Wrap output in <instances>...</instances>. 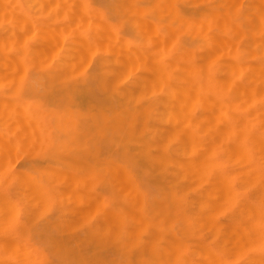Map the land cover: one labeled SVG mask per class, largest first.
<instances>
[{"label":"bare ground","instance_id":"6f19581e","mask_svg":"<svg viewBox=\"0 0 264 264\" xmlns=\"http://www.w3.org/2000/svg\"><path fill=\"white\" fill-rule=\"evenodd\" d=\"M247 145L264 160V0H0V264L50 260L15 231L23 197L5 175L27 206L69 203L66 234L49 240L69 264H264V171L253 181L255 164L226 149L254 163ZM218 148L242 170L223 169ZM29 150L45 164L12 170ZM193 177L212 183L198 219ZM234 178L258 182L259 202ZM195 218L216 242L195 249Z\"/></svg>","mask_w":264,"mask_h":264},{"label":"rangeland","instance_id":"374dc122","mask_svg":"<svg viewBox=\"0 0 264 264\" xmlns=\"http://www.w3.org/2000/svg\"><path fill=\"white\" fill-rule=\"evenodd\" d=\"M43 97V95H34V96H32L31 97V99L33 100V101H38L40 98H42ZM25 146V145H24ZM210 146H212V147H210ZM208 148H209V150H208V153L206 154V156L209 154V155H211V153H214L212 150L214 149V147H218V145L216 146V145H210ZM214 146V147H213ZM248 146V150H249V152L251 153V157H252V159H253V162L254 163H252V160L250 161L249 159H247V161H244V159L246 160V158H244L243 159V157H244V150H243V152H242V148H243V146H241L242 148H236V149H238V150H240L239 152L240 153H237V155H236V153L235 152H238V150H236V149H232V148H226L227 149V151L229 152L230 150H232L233 151V154H234V156H238L239 154V157H237L238 159L241 157V154L243 155V157H242V159H241V161L243 160V162H245V164L244 165H242V166H245V168L243 167V170L244 169H247L245 172H247L248 171V168H250V169H252V167L254 166V164H255V168L253 167V169L252 170H250V171H254L253 172V174L251 173V176L253 177V181H255L254 180V176H256L259 172H258V170H261V171H264V170H262V169H264V168H262L261 169V166L263 165L264 166V160L263 161H261L262 159L259 157L260 155L258 154L259 152L256 150V147L255 146H253V145H247ZM21 147V146H20ZM221 147H223V148H225L224 146H221ZM245 147V146H244ZM26 148H28V147H26ZM25 148V149H26ZM31 148V147H30ZM207 148V149H208ZM259 148V147H258ZM32 149V148H31ZM210 149H212L211 150V152L209 153V151H210ZM219 149V148H218ZM230 149V150H229ZM243 149H245V148H243ZM263 148L262 147H260V150L261 151H263L262 150ZM14 150V149H13ZM12 150V151H13ZM16 152H18V150H20V148H16ZM22 150V149H21ZM24 151H26V150H24ZM29 151H31V150H29ZM28 151V152H29ZM232 151H230L231 152V155L233 156V154H232ZM247 151V150H246ZM260 151V152H261ZM34 152V150H32L30 153H28V156H24L25 155V153H23V154H21V156H20V158H17L16 159V157L15 156H17V154L19 153H21V152H18V153H16V155L13 153V154H11L12 156H14V158L11 156V158H13V159H11V158H9L10 159V161L11 160H14V163H11V162H13V161H11V162H9V164L11 163V164H13L10 168L12 169V170H19V169H25V170H30L31 168H34L35 166H41V165H43V164H45V159H46V157H42V156H37V154L35 153L34 155L32 154ZM215 152H216V150H215ZM248 152V151H247ZM10 153V152H9ZM223 153H224V150L223 149H221V152H220V149L216 152V155H215V158L216 157H218L217 158V160L218 159H220V161H222L223 160V162H221V163H224V165H222V167H223V169L226 167L227 169H229L228 171H230V168H231V171H233V170H235V169H233V168H235V166L237 167L238 166V161H240V160H236V161H234L235 159H236V157L234 158V160H233V158H232V156H230V159L231 160H233V162L232 161H230L229 162V160L227 159L228 157H229V155H230V153H228V155H227V152L226 153H224L225 155H223ZM246 153V152H245ZM249 153V154H250ZM262 153V152H261ZM260 153V154H261ZM19 154H18V156H19ZM30 154V155H29ZM215 154V153H214ZM218 154V155H217ZM249 154H245L247 157H248V155ZM264 154V153H263ZM26 155H27V152H26ZM17 156V157H18ZM212 156V155H211ZM211 156H210V159H211ZM261 156H263L264 157V155H262L261 154ZM208 157V156H207ZM207 157H205L206 159H205V161H204V165H203V167L205 168V166L206 165H209V166H212V168H213V165L214 164H216L215 162H216V159L214 158V157H212V159H211V161H209L210 159H208ZM227 157V158H226ZM250 157V156H249ZM250 157V158H251ZM262 157V158H263ZM16 159V160H15ZM215 160V162H213L214 160ZM259 159V160H258ZM261 159V160H260ZM248 160L252 163L251 165H249V164H247L248 163ZM254 160H257V163L259 164H261V166H260V164H259V166H258V164L257 163H255L256 161H254ZM209 161V162H208ZM207 162V163H206ZM212 162V163H211ZM243 162H241L240 164H243ZM218 163H220V162H217V164ZM233 163H236V164H233ZM8 164V165H9ZM219 165L220 164H218V166L216 167V169L217 170H221V167H219ZM232 165V166H231ZM251 166V167H249V166ZM221 166V165H220ZM241 166V165H240ZM240 166H238L237 168H236V170H238V168H239V170H242V167L240 168ZM9 167V166H8ZM215 167V166H214ZM220 169H219V168ZM248 167V168H247ZM258 167V170H256V168ZM260 167V168H259ZM203 168V173H204V171H205V169ZM211 169V168H210ZM210 169L208 168V166H207V170H208V174L207 175H209L210 176V173H211V176H210V178L214 175H212V172L214 171V170H212L211 172H209L210 171ZM214 169V168H213ZM226 169V170H227ZM238 170V171H239ZM198 171V170H197ZM196 171V172H197ZM255 171H257L258 173L256 174L255 173ZM207 172V171H206ZM234 172L236 173L237 171H233V173H232V175H234ZM249 172V171H248ZM199 174H200V172H198ZM198 173L197 174H195L196 176L198 175ZM202 173V172H201ZM214 173V172H213ZM242 173H244V171H242ZM241 173V174H242ZM250 173V172H249ZM248 173V174H249ZM241 174H239V175H237L236 177H238V178H241V177H239V176H241ZM247 174V173H246ZM194 175V176H195ZM205 176H206V174H204ZM236 175V174H235ZM250 175V174H249ZM201 174H200V176H198L200 179L199 180H201ZM209 176H207V178L209 177ZM244 178H246V176H245V173H244ZM258 176H260V175H258ZM9 179V181L7 180V178ZM198 177L196 178V177H193V183L192 184H194L195 182L194 181H196L197 179H198ZM204 177V176H203ZM202 177V178H203ZM247 177H248V179L250 180V176H248L247 175ZM6 178V179H5ZM194 178H195V180H194ZM206 177H204V179H207ZM212 178H214V176L212 177ZM211 178V181L209 180L208 182H212L213 181V179ZM237 178V179H238ZM256 179H258V177H255ZM209 179V178H208ZM235 179V181H234V183H235V186L237 187V189L240 191V189L243 191V192H241V193H245V195H246V197L248 196V198H246V199H250V198H252V199H255V197H256V193H258L257 194V196H259V194L261 193L260 192V190L259 189H257V188H260V184L258 183V182H256L255 183V187H254V185L252 184V182L250 183V181H249V185H253V187L252 188H250L251 186H249V185H246V184H244V183H242V184H244V186L245 187H242V186H240V181H237V179L236 178H234ZM243 179V178H242ZM247 179V178H246ZM247 179V180H248ZM4 180H6V181H4ZM4 180H2V184H4V185H6L7 186V188L9 189V192L15 197V198H17V199H20V197H19V195H21L22 197H23V201H21V200H19V202L18 203H20L19 204V209H20V211H19V217L17 216V221L15 222V224H14V226L16 227L15 229V231H18V232H24V233H27V235H28V238L30 239V241H31V243L39 250V251H41V252H43V253H46V254H48V256L50 257V260L49 261H47V262H45L44 264H69L70 262H71V260H69L68 258H59V256H56V255H54L53 254V246L49 243V240H50V238H52V237H60V236H64L65 234H66V231H65V229L63 230L62 228L64 227V226H66L65 224L67 223V220L65 221V219L66 218H63V214L61 213L60 214V212H58L59 211V209H62V208H65V206H66V204H69L68 202L66 203V202H64V204H62V205H60L59 203H56L55 205H54V203L53 202H49V207H47L46 209L47 210H43L42 211V207H44V205H47V204H42V207H41V204H39V205H34V206H31V204H29L28 206L27 205H25V204H27V203H25V200L24 199H26L25 198V196L26 195H24V193L25 192H29V191H27L28 189L26 188V190L25 189H23V188H21L20 187V184H19V182L18 181H15V180H13L12 179V177L10 176V175H5V177H4ZM198 180V181H199ZM259 180V179H258ZM198 181H196L197 183H198V187L197 186H195V187H192V189L190 190V199H191V202L189 203V205L187 206V210L189 211V214H193V213H195L196 214V218L198 219V215H197V213L199 214V212L200 211H198V210H201L202 212H201V216L200 217H204L205 216V214H204V211H205V209H204V207L208 210L209 209V206L210 205H212L213 206V204L211 203L212 201H211V199L212 198H210V201H209V199H208V196L206 195H203V193H202V188L204 189V190H207V186H208V188H210V186H212V185H210V184H212V183H208L207 181H205L204 182V180L202 181V182H204V183H201V181H199L202 185H204V186H206V188L205 187H202L200 184H199V182ZM207 182V184H205ZM237 182H238V184H237ZM243 182V181H242ZM260 182V181H259ZM254 183V182H253ZM261 183V182H260ZM195 185V184H194ZM210 185V186H209ZM257 185H259V187L257 186ZM193 186V185H192ZM201 186V187H200ZM249 186V187H248ZM19 188H20V191H19ZM201 188V190H198V189H200ZM248 188V189H247ZM253 188H255L253 191L255 192V190H256V193H254V192H252L253 193V195H255V197L253 196V197H251L252 195H250V194H252V193H249V192H251L252 190H250V189H253ZM21 189L22 190H24L23 192H21ZM195 189H197V193L200 191V193L201 194H197L196 192H195ZM246 190V191H245ZM250 190V191H249ZM16 192H18L17 194H18V196H16L17 194H15ZM205 192H207V191H205ZM26 194V193H25ZM30 193H27V195L28 196H31V195H29ZM206 194V193H205ZM202 195V198L204 199V198H206V200H204V201H208L209 203V206H208V208H207V203H206V206H205V202L204 201H201L200 200V196ZM192 196V197H191ZM196 196V198H194ZM243 196V195H242ZM21 197V198H22ZM30 198V197H29ZM197 198H199V200L197 201V202H194L195 200H197ZM201 198V199H202ZM264 198V197H263ZM262 198V199H263ZM31 199H32V197H31ZM194 199V200H193ZM208 199V200H207ZM256 199H258V197L256 198ZM253 200V201H257V200ZM262 199H260V201L262 200ZM30 200V199H29ZM213 200V199H212ZM243 200V199H242ZM241 200V204L239 203V202H237L236 204H234V205H236V206H232L233 208L234 207H239L240 205H243L242 203H243V201ZM251 200V199H250ZM259 200V199H258ZM26 201H28V199L26 200ZM199 201H201L202 203H200ZM262 201H264V199L262 200ZM30 202V201H29ZM28 202V203H29ZM32 202V201H31ZM34 202V201H33ZM216 202V201H215ZM219 202H221V203H223L222 201H218L217 200V202H216V205H215V207H217V208H221L222 207V205H221V203L220 204H218L217 205V203H219ZM257 202H259V201H257ZM18 203H17V206H18ZM193 203V204H192ZM194 203H197L198 204V206H197V209H196V207H194L193 205H195L196 206V204H194ZM214 203V202H213ZM240 204L239 206H237V204ZM263 203V202H262ZM52 204V205H51ZM202 204V205H201ZM25 207V206H27L28 207V209H29V211H30V209L33 207V209H35L36 210V207L38 208V209H41V210H33L32 212L34 213V215H32V213L31 212H28V210H27V208L25 207H23V206ZM32 205H33V203H32ZM51 205V206H50ZM221 205V206H220ZM223 205H225V203H223ZM227 205V204H226ZM259 205H261V202H260V204ZM264 205V204H263ZM263 205H261L260 207L262 208V206ZM48 206V205H47ZM201 206H203V208L201 207ZM220 206V207H219ZM230 206V205H229ZM229 206H227V208H223V210H222V208H221V212L219 213V216L221 217V218H223V219H226V215L227 214H229V211L232 209V208H230ZM35 207V208H34ZM40 207V208H39ZM68 207V206H67ZM259 207V208H260ZM200 208V209H199ZM202 208V209H201ZM264 208V207H263ZM195 209V210H194ZM216 209V208H215ZM215 209H214V211H215ZM42 211V212H41ZM195 211H198V212H195ZM219 211H220V209H219ZM255 211V210H254ZM259 211V210H258ZM27 212V213H26ZM41 212L42 214H39V213ZM207 211H205V213H206ZM215 212H217V211H215ZM256 212V211H255ZM28 214L29 215H31V216H28ZM204 214V215H203ZM207 214V213H206ZM259 213L258 212H256V215H258ZM261 214H263V211H262V213ZM36 215V216H35ZM39 215V216H38ZM200 215V214H199ZM253 215H254V219H255V217H256V215H255V213H253ZM264 216V215H263ZM28 217H29V219H28ZM193 217V219H194V215L192 216ZM202 217V218H203ZM258 217V216H257ZM259 217H262V215H260ZM195 218V221H198V223H199V225L198 224H195V223H192V238H191V240H192V242H193V244L196 246H194L195 247V249H198V245H199V242L198 241H201V240H204V241H208V242H216V236H214V234L215 233H217V229H218V227L214 224H212V226L210 225V226H208L207 228H211L212 227V229H215V233H212V231H211V233H212V235H211V233H210V236H206V235H204V234H209V232H207V230H204L203 228H204V226L206 227V225L203 223L204 222V219L202 220L201 218H199V220H197ZM200 219H201V221H202V224H204L202 227V229L201 228H199L202 224H201V222H200ZM253 219V221L255 222L256 220H257V218L254 220ZM16 220V218H14V221ZM260 220H262V219H260ZM259 220V221H260ZM14 221H12V222H14ZM258 221V222H259ZM63 222V223H62ZM66 222V223H65ZM197 223V222H196ZM257 223V222H256ZM256 223H254V225H253V227L254 226H259V227H254V228H256V230L257 229H259L261 226L260 225H257ZM262 223V222H261ZM13 224V223H12ZM19 224V225H18ZM181 224L183 225V220L181 221ZM201 224V225H200ZM253 224V223H252ZM260 224V223H259ZM16 225H18V226H16ZM195 225V226H194ZM262 227L260 228V232L262 233V230H264V223H262ZM20 226V227H19ZM198 227V228H197ZM214 227V228H213ZM20 228V229H19ZM263 228V229H262ZM196 229V230H195ZM211 229V230H212ZM209 231V230H208ZM205 232V233H204ZM214 232V231H213ZM255 233L256 232H258V230L257 231H254ZM264 232V231H263ZM200 233V234H199ZM263 234V233H262ZM262 234H260V236L262 235ZM201 235V236H200ZM206 237H204V236ZM257 235V234H256ZM260 236H259V238H260ZM262 237H264V235H262ZM261 237V238H262ZM200 238V239H199ZM258 238V237H257ZM194 239V240H193ZM196 239L198 240L197 242H198V244H196L195 242H196ZM210 239V240H209ZM264 238H262V239H260L258 242H260L261 240H263ZM72 246V245H71ZM258 246H259V248H260V250H263L264 248H263V245H260V244H258ZM262 248H261V247ZM72 248V247H71ZM258 248V249H259ZM196 259V258H195ZM245 259H244V257H240V258H238V259H235V262L233 263V264H245V261H244Z\"/></svg>","mask_w":264,"mask_h":264}]
</instances>
